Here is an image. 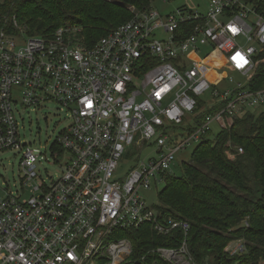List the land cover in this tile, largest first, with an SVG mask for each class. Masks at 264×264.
I'll list each match as a JSON object with an SVG mask.
<instances>
[{
	"label": "built area",
	"instance_id": "obj_1",
	"mask_svg": "<svg viewBox=\"0 0 264 264\" xmlns=\"http://www.w3.org/2000/svg\"><path fill=\"white\" fill-rule=\"evenodd\" d=\"M12 21L9 29L0 26V153L26 147L19 107L54 101L70 124L50 146L54 163L64 160L58 177L46 183L37 174L38 156L22 155L21 189L0 200V264H131V243L117 236L144 225L157 235H183L178 248L148 253L168 264H196L189 223L164 222L140 191L166 183L178 155L200 145L213 125L226 129L264 109V88L248 87L264 53V0H207L205 14L179 8L161 16L151 7L93 47L83 45L74 26L31 36ZM218 58L240 82L229 77L220 90L208 80L200 60ZM55 144L62 152L54 153ZM145 148L154 153L141 161ZM126 152L138 166L118 181ZM225 250L240 255L245 244L235 240Z\"/></svg>",
	"mask_w": 264,
	"mask_h": 264
},
{
	"label": "trees",
	"instance_id": "obj_2",
	"mask_svg": "<svg viewBox=\"0 0 264 264\" xmlns=\"http://www.w3.org/2000/svg\"><path fill=\"white\" fill-rule=\"evenodd\" d=\"M151 1L1 0L0 26L9 29L16 20L26 27L27 35L49 37L70 25L78 29L84 46L93 47L132 19L127 6L145 12ZM256 62L248 83L253 90L264 88V53ZM254 111L220 129L213 140L207 135L192 151L190 163H181V175L166 178L159 196L156 209L164 222L189 223L187 246L196 264H259L264 260V112L257 115ZM227 143L240 147L243 154L233 150L237 155L230 160ZM53 148L62 152L58 144ZM119 234L131 243L137 259L133 264H166L148 252L158 247L176 249L183 238L180 230L161 236L148 225ZM238 238L245 240V252L229 256L225 249Z\"/></svg>",
	"mask_w": 264,
	"mask_h": 264
},
{
	"label": "rangeland",
	"instance_id": "obj_3",
	"mask_svg": "<svg viewBox=\"0 0 264 264\" xmlns=\"http://www.w3.org/2000/svg\"><path fill=\"white\" fill-rule=\"evenodd\" d=\"M150 7L157 11L161 16L175 13L176 10L182 7L190 11L205 14L207 0H153L151 1ZM126 8L130 18L144 11H138L133 6H127ZM157 35L162 39L167 37V35H165L161 31H157ZM241 43L243 45L244 41H241ZM202 51L203 55H205L210 51V49L205 48L202 49ZM200 62L201 63L198 66L199 69L207 76L208 80L220 90L228 86L227 81L229 77H233L234 81L236 82L241 81L239 75L231 69V67L224 59L218 58L214 61L200 60ZM243 83H245L244 80ZM254 112L255 114L259 115L260 113L264 112V109H257ZM67 114L68 113L65 112L61 108V106L56 104L54 101L45 102L44 104H42V106L36 108H18V132L20 134L21 140L26 145V147L19 152L7 151L4 153H0V200L5 198L8 192L15 193L16 190L19 191L21 189L20 178L22 176V171L20 167V160L26 150H31L34 155L38 156L37 158L39 162H37L36 164L37 174L46 183L48 182V179L50 177L56 178L59 176L63 168L64 160H62L60 163H54V158L51 154L50 146L53 142L56 141L61 131L70 124V119ZM219 132L220 127H218L217 125H213L211 133L208 134L209 140H213L219 134ZM227 146L231 150L227 152L228 158L230 160H234L237 154H243V152H238V149L240 147L232 146L229 143H227ZM141 148L136 149L137 154L139 153ZM53 150L55 151L54 153L59 152L54 148ZM233 150H235L237 154L233 153ZM192 151L194 150L192 148H189L187 151L178 155L175 167L172 169V173L175 177H179L181 175L180 166L182 162L190 163L189 160ZM153 153L154 148L143 149L140 160L146 161L150 156L153 155ZM60 159L61 158H59V160ZM137 166V156L126 152L119 163L115 179L118 181L125 180L129 173L132 170L136 169ZM252 186L256 188L255 185ZM164 188V182L160 183L157 187L152 184V188L150 190H141L140 196L146 201L148 206L156 208L159 204V196ZM30 191H32V188H28L24 191L25 197H29L32 195ZM253 199L256 200V196ZM242 226H244V222ZM117 238L119 239L126 237L123 234H118ZM235 240L242 241L243 243L245 242V240L239 238ZM154 255L159 261L168 264L167 262H164L162 259L158 258L156 254ZM128 261L133 264L135 261H137V259L133 255L128 259ZM263 263L264 260L260 259L259 264Z\"/></svg>",
	"mask_w": 264,
	"mask_h": 264
}]
</instances>
